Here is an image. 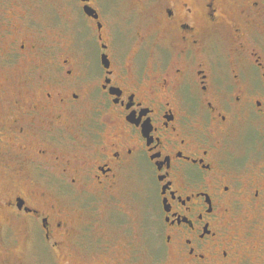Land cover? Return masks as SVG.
I'll return each instance as SVG.
<instances>
[{
    "label": "flooded vegetation",
    "instance_id": "flooded-vegetation-1",
    "mask_svg": "<svg viewBox=\"0 0 264 264\" xmlns=\"http://www.w3.org/2000/svg\"><path fill=\"white\" fill-rule=\"evenodd\" d=\"M73 1L96 67L4 13L0 264H264V0H132L126 51Z\"/></svg>",
    "mask_w": 264,
    "mask_h": 264
},
{
    "label": "rangeland",
    "instance_id": "rangeland-1",
    "mask_svg": "<svg viewBox=\"0 0 264 264\" xmlns=\"http://www.w3.org/2000/svg\"><path fill=\"white\" fill-rule=\"evenodd\" d=\"M5 1L6 9L0 8V30L6 23L5 10H9L15 0ZM29 2L27 6L29 22L40 32L42 41L49 43L60 41L59 46L67 45L78 40V34L86 40L89 33L91 36L87 41V52L91 67H96L97 46L92 38V29L84 23L85 18L78 15L77 6L73 0H29ZM92 2L99 9L103 19L109 22L115 33L116 42L125 45L124 51L132 45V36L147 26L141 8L135 7L132 0H92ZM80 30L82 34L79 33ZM14 67L9 69L12 76L19 73ZM2 72L1 68L0 74ZM13 232L17 233L16 230Z\"/></svg>",
    "mask_w": 264,
    "mask_h": 264
},
{
    "label": "water",
    "instance_id": "water-1",
    "mask_svg": "<svg viewBox=\"0 0 264 264\" xmlns=\"http://www.w3.org/2000/svg\"><path fill=\"white\" fill-rule=\"evenodd\" d=\"M83 11L87 14V15H92L93 17H97V13L95 12V10L93 8H91L88 5L83 6ZM100 27V24H98V28ZM104 47V45H103ZM101 62L102 64H106L107 62V58H106V54H101Z\"/></svg>",
    "mask_w": 264,
    "mask_h": 264
}]
</instances>
